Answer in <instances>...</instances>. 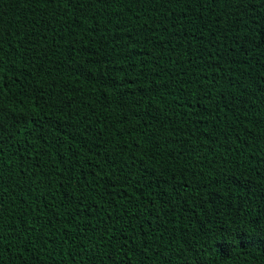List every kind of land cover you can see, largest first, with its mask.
<instances>
[{
  "label": "trees",
  "instance_id": "obj_1",
  "mask_svg": "<svg viewBox=\"0 0 264 264\" xmlns=\"http://www.w3.org/2000/svg\"><path fill=\"white\" fill-rule=\"evenodd\" d=\"M0 264H264V0H0Z\"/></svg>",
  "mask_w": 264,
  "mask_h": 264
}]
</instances>
